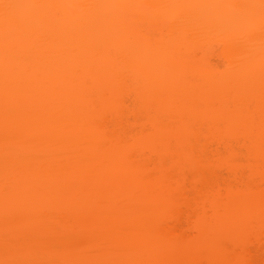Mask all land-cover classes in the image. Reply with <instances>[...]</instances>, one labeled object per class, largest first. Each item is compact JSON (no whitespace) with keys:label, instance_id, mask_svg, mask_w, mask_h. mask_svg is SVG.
<instances>
[{"label":"bare ground","instance_id":"6f19581e","mask_svg":"<svg viewBox=\"0 0 264 264\" xmlns=\"http://www.w3.org/2000/svg\"><path fill=\"white\" fill-rule=\"evenodd\" d=\"M0 264H264V0H0Z\"/></svg>","mask_w":264,"mask_h":264}]
</instances>
